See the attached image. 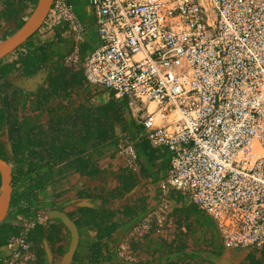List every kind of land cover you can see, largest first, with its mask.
Listing matches in <instances>:
<instances>
[{"label": "built area", "instance_id": "2783aa9c", "mask_svg": "<svg viewBox=\"0 0 264 264\" xmlns=\"http://www.w3.org/2000/svg\"><path fill=\"white\" fill-rule=\"evenodd\" d=\"M36 2L24 0L25 9ZM87 2L99 45L85 59V80L128 101L150 144L170 152L167 188L215 221L225 247L263 244L264 0ZM47 19L64 21L75 38L84 32L67 0H53ZM117 147L135 168L133 142ZM49 214L19 198L5 264L35 258L28 235ZM126 251L122 244L118 255Z\"/></svg>", "mask_w": 264, "mask_h": 264}, {"label": "crops", "instance_id": "0c3cea01", "mask_svg": "<svg viewBox=\"0 0 264 264\" xmlns=\"http://www.w3.org/2000/svg\"><path fill=\"white\" fill-rule=\"evenodd\" d=\"M85 1L78 8L84 26L80 39L64 21L45 19L0 60V66H11L0 75V107L23 132L31 130L27 165L33 171L14 185L29 187L30 205L36 199L48 212L63 211L74 221L79 237L70 264L94 249L98 260L90 264H264V243L225 247L215 221L180 190L167 188V148L150 144L128 101L85 80V59L99 45ZM27 9L24 0H0V41L26 20L32 11ZM34 53L42 61L27 72L21 60ZM10 126L0 131L6 144ZM126 137L136 150L135 168L117 147ZM13 188L12 193L19 192ZM13 209L5 228L15 231L8 225ZM49 224L41 242L32 240L35 258L21 264H50L47 249L52 262L61 263L70 231L57 217ZM136 228L142 233L134 234ZM5 243L0 245V264H5ZM122 244L127 251L121 258Z\"/></svg>", "mask_w": 264, "mask_h": 264}, {"label": "trees", "instance_id": "16d2710c", "mask_svg": "<svg viewBox=\"0 0 264 264\" xmlns=\"http://www.w3.org/2000/svg\"><path fill=\"white\" fill-rule=\"evenodd\" d=\"M24 21H18L17 28H19ZM42 58V56L40 57ZM40 58L36 53L34 54H25V57L21 62L23 63L24 69L27 72L33 71L37 69L40 65ZM42 61V60H41ZM9 70H11L10 65H2L0 66V75H5ZM124 106V104H123ZM126 106V105H125ZM9 116L7 115L4 108L0 107V131L6 127L7 125H11L9 128V146L6 143L0 141V157L4 159L12 168L13 173V182L15 183L19 179L23 178L26 174H29L33 171V168L27 165L29 149L31 145L30 135L31 130L29 131H22V127L18 126L14 118L9 120ZM1 134V132H0ZM7 146V147H6ZM6 148V149H5ZM6 150V152H5ZM29 190V187L24 190V193L16 192L12 193V202L13 206L17 205V202L21 196H26V191ZM50 221V220H49ZM49 223L44 226L42 224H36L33 230L29 233V238L34 240L36 243L41 242L45 235L49 233L50 229L45 230L44 227H49ZM110 227L106 228V233L109 231ZM17 230L13 231L9 228H5V225L0 229V245L6 241V237L10 236L11 234L16 233ZM42 252V251H41ZM98 250H92L91 254L87 258H80L74 257L73 263L74 264H90L92 262H96L98 258L96 257ZM42 264L44 261H41Z\"/></svg>", "mask_w": 264, "mask_h": 264}, {"label": "water", "instance_id": "95a60500", "mask_svg": "<svg viewBox=\"0 0 264 264\" xmlns=\"http://www.w3.org/2000/svg\"><path fill=\"white\" fill-rule=\"evenodd\" d=\"M53 0H37L30 15L24 23L12 34L0 41V60L22 45L29 37L37 32L44 23ZM8 145V144H7ZM9 146V145H8ZM12 198V169L10 165L0 157V229L5 225L10 210ZM50 218H59L70 231V244L62 257L60 264H70L78 243V229L74 221L63 211L51 210ZM47 248V247H46ZM48 261L52 257L47 249Z\"/></svg>", "mask_w": 264, "mask_h": 264}, {"label": "rangeland", "instance_id": "374dc122", "mask_svg": "<svg viewBox=\"0 0 264 264\" xmlns=\"http://www.w3.org/2000/svg\"><path fill=\"white\" fill-rule=\"evenodd\" d=\"M71 4H72V6H73V8H74V11H75V13L77 14V16H78V18H81V15H79V9L78 8H80V5H83V3L85 4V0H68ZM90 19V21L92 20V22H93V18L92 17H90L89 18ZM16 30V29H15ZM0 137H1V135H0ZM5 137H3V139H4ZM15 186V189L17 188L18 190L19 189H21V187H24V185H22V183L21 184H15L14 185ZM13 190H14V188H13ZM37 200H38V198H37ZM30 202V201H29ZM37 202V203H36ZM32 203H33V207L34 206H36L39 202L38 201H36V199L35 200H32Z\"/></svg>", "mask_w": 264, "mask_h": 264}, {"label": "flooded vegetation", "instance_id": "af4514ba", "mask_svg": "<svg viewBox=\"0 0 264 264\" xmlns=\"http://www.w3.org/2000/svg\"><path fill=\"white\" fill-rule=\"evenodd\" d=\"M4 143V142H3ZM7 147V146H6ZM6 149V148H5ZM5 152H6V150H5ZM4 160V159H3ZM11 167V166H10ZM12 169V168H11ZM13 174V173H12ZM13 186H14V182H13V175H12V188H13ZM12 192H13V189H12ZM12 205H13V202H12V200H11V205H10V209H11V207H12ZM10 215V210H9V213H8V216Z\"/></svg>", "mask_w": 264, "mask_h": 264}, {"label": "bare ground", "instance_id": "6f19581e", "mask_svg": "<svg viewBox=\"0 0 264 264\" xmlns=\"http://www.w3.org/2000/svg\"><path fill=\"white\" fill-rule=\"evenodd\" d=\"M153 106H151V108H152Z\"/></svg>", "mask_w": 264, "mask_h": 264}]
</instances>
